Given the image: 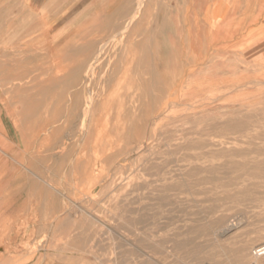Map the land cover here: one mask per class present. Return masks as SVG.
<instances>
[{"label":"rangeland","instance_id":"374dc122","mask_svg":"<svg viewBox=\"0 0 264 264\" xmlns=\"http://www.w3.org/2000/svg\"><path fill=\"white\" fill-rule=\"evenodd\" d=\"M136 1L53 0L38 11L52 36L37 45L54 47L53 70L36 67L40 90L0 85L12 104L0 108V211L15 213L0 226L18 237L15 263L59 252L83 264H264L253 253L264 246V59L249 54L222 78L220 56L191 50L192 0H146L128 25ZM76 26L78 64L64 39ZM17 54L13 78L31 68Z\"/></svg>","mask_w":264,"mask_h":264},{"label":"crops","instance_id":"0c3cea01","mask_svg":"<svg viewBox=\"0 0 264 264\" xmlns=\"http://www.w3.org/2000/svg\"><path fill=\"white\" fill-rule=\"evenodd\" d=\"M52 1L0 0L1 86H7L10 80L15 79L18 91L25 92L26 90H35V88L40 89V73L44 72L45 69L43 68L40 72V68H38L39 72H37L36 67L43 64L49 67L48 70H53L51 64L56 61V59L53 60L56 57L54 47L48 49L47 53L37 49V45L43 37L47 39L50 37L49 34L52 36V31L48 32L47 29H43L39 33L38 29L39 26L50 24L51 13L50 15L40 14L38 11L44 10L46 12L48 10L51 12ZM69 9L68 5L62 9L65 21L69 19ZM191 12L193 13L189 26L191 50L198 59L208 56L211 49L213 51L212 56H220L222 60L212 59L211 63L215 64L213 71L222 74V78H226V73L233 68L232 63L234 61L243 62L248 60L249 54L255 55L258 60L264 59V0H192ZM79 29V26L74 27L73 32H70L69 29V34L64 38L65 44H67L66 48L68 47V50H70H65V56L67 59L71 57L72 61L75 58L82 61V55H84L79 50V46L70 47L72 46V38L80 34L78 33ZM259 29L262 30L258 32ZM249 34L251 36H248ZM249 38H253L250 46L239 50ZM25 43H32L31 47L24 50L23 45ZM12 52L18 53L16 59L21 60L16 62L17 68L20 67V64L25 63V58L27 59L26 66H31V68H18L15 78L12 77V69L8 65L10 64L11 67V61L7 60ZM76 61L79 63L78 60ZM220 63L221 65H219ZM48 79L46 80L48 81ZM28 82L31 83L27 84ZM11 105V103L4 104L0 102V108H8ZM19 105L26 106L27 102ZM14 215V212L0 211V220L11 219ZM3 235L7 236V240L10 242L3 244L1 241ZM14 247L18 249V237L15 233L13 235L7 234L6 229L0 226V264H19L15 263L16 258L14 256L16 253L14 252L16 251ZM8 251L12 255H9ZM38 264H83V260L75 255L55 252L48 254V257Z\"/></svg>","mask_w":264,"mask_h":264},{"label":"bare ground","instance_id":"6f19581e","mask_svg":"<svg viewBox=\"0 0 264 264\" xmlns=\"http://www.w3.org/2000/svg\"><path fill=\"white\" fill-rule=\"evenodd\" d=\"M145 1H146V0H138V1H136L135 8L133 9V10H134V11H133V14H132V12H131V15H132V16H131L129 19L126 20V22L128 23V25H129L134 19L137 20V17H138L137 14H139V12H140V10H141L140 8H141L142 4H143ZM131 5L134 6V4H131ZM127 7L129 8V6H127ZM130 7H131V6H130ZM157 7H158V6H157ZM159 7H160V6H159ZM161 7H162V6H161ZM161 7H160V8H161ZM132 8H133V7H132ZM160 8H159V9H160ZM163 8H164V7H163ZM157 9H158V8H157ZM159 9H158V10H159ZM164 9H165V8H164ZM155 10H156V9H155ZM160 10H161V9H160ZM144 11H145V10H144ZM146 11L148 12L147 9H146ZM163 11H165V10H163ZM125 12H126V11H125ZM158 12H159V11H158ZM158 12H157V13H158ZM160 12H161V11H160ZM127 13H128V12H127ZM148 13H149V12H148ZM122 14H123V13H122ZM154 14H155V13H154ZM161 15H163V14L161 13ZM156 16H157V15H156ZM159 16H160V15H159ZM108 17H109V16H108ZM123 17H124V16H123ZM123 17H122V18H123ZM127 17H128V15H127ZM163 17H164V16H163ZM155 18H156V17H155ZM167 18H168V17H167ZM259 18H260V17H259ZM160 19L162 20L161 16H160V18L158 17V20H159L158 22H160ZM154 20H155V19H154ZM164 20H165V19H164ZM257 21H258V20H257ZM260 21H261V20H260ZM153 22H154V21H153ZM158 22H156V23H158ZM168 22H169V21H168ZM258 22H259V21H258ZM116 23H117V22H116ZM160 23H161V22H160ZM149 25H151V24H149ZM158 25H159V24H158ZM163 25H164V24H163ZM124 26H126V25H124ZM124 26H123V27H124ZM135 26H136V25H135ZM147 26H148V25H147ZM147 26H144V27H146V29H147ZM111 27H112V26H111ZM123 27H122V28H123ZM157 27H158V29H160L159 26H157ZM122 28H121V29H122ZM127 28H128V27H127ZM141 29H142V28H141ZM148 29L150 30V28H148ZM151 29H152V28H151ZM156 29H157V28H156V25H155V30H156ZM162 29H163V28H162ZM162 29H161L160 31H162ZM133 30L135 31V29H133ZM119 31H120V30H119ZM126 31H127V30H126ZM147 32H148V30H147ZM154 32H155V31H154ZM157 32L159 33V31H156L155 33H157ZM111 33H113V32H111ZM113 35H114V34H113ZM141 36H142V35H141ZM144 36H145V35H143V37H144ZM144 38H146V37H144ZM147 38H148V37H147ZM147 38H146V40H148ZM106 39H107V38H106ZM112 39H113V38H112ZM107 40H109V38H108ZM102 41H103V40H102ZM115 41H116V40H115ZM153 41H154V40H153ZM104 43H107V42H104ZM135 43H136V42H135ZM95 44H97V43H95ZM95 44H94V45H95ZM109 44H110V43H108V45H109ZM114 44H115V43H114ZM114 44H113V45H114ZM155 44H156V43H155ZM73 46H74V45H73ZM85 46H86V45H85ZM96 46H97V45H95V47H96ZM102 46H103V45H102ZM106 46H107V45H106ZM109 46H110V45H109ZM111 46H112V44H111ZM70 47H71V46H70ZM70 47H69V48H70ZM87 47H88V46H87ZM93 47H94V46H93ZM71 48H72V47H71ZM98 48H99V47H98ZM111 48H112V47H111ZM67 49H68V47H67ZM87 49H89V48H87ZM87 49H86V50H87ZM90 49H91V48H90ZM94 49H95V48H94ZM84 50H85V48H84ZM86 50H85V51H86ZM92 50H93V49H92ZM68 51H70V50H68ZM89 51H91V50H89ZM101 51H102V50L99 49L98 52H97L96 55H95V60H96V62H98V59H99V58H98V57H99L98 55H99V53H100ZM92 52H93V51H92ZM101 53H102V52H101ZM86 54H88V53H85L84 55L86 56ZM90 54H91V53H90ZM82 56H83V55H82ZM87 56H88V55H87ZM89 56H90V55H89ZM100 56H101V55H100ZM70 58H71V57H69V59H70ZM80 58H81V57H80ZM86 58H87V57H86ZM87 59H88V58H87ZM92 59H93V58H92ZM70 60H71V59H70ZM82 60H83V59H82ZM78 61H79V59H78ZM85 61H86V60H85ZM80 62H81V61H79V63H80ZM96 62H95V64H96ZM75 63L78 64L77 61H76ZM82 63H84V62H82ZM90 63H91V62H90ZM80 65H81V64H80ZM70 66H71V65H70ZM97 66H98V65H97ZM68 67H69V66H68ZM71 67H72V66H71ZM77 67H78V66H77ZM79 67H80V66H79ZM85 67H86V66H85ZM98 67H99V66H98ZM91 68H92V67H91ZM94 68H95V67H94ZM62 69H63V68H62ZM79 69H80V68H79ZM83 69H84V68H83ZM83 69H82V70H83ZM86 69H88V68L86 67ZM92 69H93V68H92ZM63 71H64V70H63ZM63 71H61V72H63ZM71 71H72V69H71ZM71 71H69V73H70ZM77 71H78V70H77ZM80 71H81V70H80ZM88 71H89V69H88ZM78 72H79V71H78ZM81 72H82V71H81ZM81 72L79 73L80 75H81ZM85 72H86V71H85ZM92 72H93V70H92ZM92 72H91V73H92ZM56 73H57V71H56ZM59 73H60V72H59ZM89 73H90V72H89ZM67 74H68V73H67ZM73 74H74V72H73ZM77 74H78V73H77ZM85 75H87V74L85 73ZM87 76H88V75H87ZM75 77H77V76H75ZM67 78H68V77H67ZM77 78H79V76H78ZM87 78H88V77H87ZM32 79H33V78H32ZM32 79H31V80H32ZM35 79H36V78H35ZM73 79H74V78L72 77V80H73ZM88 79H89V78H88ZM33 80H34V79H33ZM66 80H67V79H66ZM36 81H37V79H36ZM43 81H44V78H43ZM48 81H49V79H48ZM51 81H52V80H51ZM51 81H50V82H51ZM62 81H63V80H62ZM67 81H68V80H67ZM69 81H70V79H69ZM69 81H68V82H69ZM73 81H74V84H75V80H73ZM32 82H33V81H32ZM60 82H61V81H60ZM60 82H59V83H60ZM29 83H31V82H28L27 84H29ZM38 83H39V81H38ZM42 83H43V82H42ZM59 83H57V85H58ZM61 83H62V82H61ZM66 83H67V82H66ZM66 83L64 82V83H62V84H63V85L65 84V87H66ZM69 83H70V82H69ZM83 83H84V82H83ZM156 83H157V82H156ZM47 84H48V83H47ZM74 84H72V85H74ZM149 84H150V83H149ZM30 85H31V84H30ZM53 85H54V84H52V86H53ZM61 86H62V85H61ZM22 87H23V86H22ZM24 87H25V86H24ZM39 87H40V85H39ZM55 87H56V86H55ZM55 87H54L53 89H55ZM62 87H64V86H62ZM62 87H61V90H62V89L64 90V88H62ZM72 87H73V89H74V86H72ZM76 87H77V85H76ZM51 88H52V87H51ZM51 88H50V89H51ZM59 88H60V87H59ZM23 89H24V88H23ZM40 89H41V88H40ZM40 89H39V90H40ZM43 89H44V88H43ZM56 89H57V88H56ZM56 89H55L54 91H56ZM65 89H66V88H65ZM35 90H37V89L35 88ZM51 90H52V89H51ZM63 90H62V92H63ZM69 90H70V89H69ZM75 90H76V89H75ZM41 91H42V90H41ZM76 91H77V90H76ZM42 92H43V91H42ZM42 92H41V93H42ZM45 92H47V91L45 90ZM77 92H78V93H77L76 96H78V94H79V91H77ZM24 93H25V92H24ZM48 93H49V92H48ZM55 93H58V94H59V90H57V92H55ZM73 93H74V92H73ZM80 93H81V92H80ZM28 94H29V93H28ZM30 94H32V93H30ZM58 94H56V95H58ZM23 95H24V94H23ZM48 95H51V94H48ZM52 95H53V94H52ZM52 95H51V97H52ZM56 95H55V98H56ZM64 95H65V94H64ZM73 95H75V94H73ZM79 95H80V94H79ZM38 96H39V95H37V97H38ZM44 96L47 97L46 94H44ZM80 96H81V95H80ZM31 97H32V96H31ZM42 97H43V96H42ZM53 97H54V96H53ZM72 97H75V96H72ZM88 97H89V96H88ZM22 98H23V96H22ZM35 98H36V96H35ZM89 98H90V97H89ZM157 98H159V97L157 96ZM52 99H53V98H52ZM60 99H61V98H60ZM60 99H58V100H60ZM63 99H64V98H63V93H62V100H63ZM74 99H75V98H74ZM84 99H85V98H84ZM30 100H31V99H30ZM36 100L38 101L39 98H37ZM44 100H45V99H43V101H44ZM54 100H55V99H54ZM64 100H65V99H64ZM88 100H92V99H88ZM37 101H36V102H37ZM39 101H41V100H39ZM48 101H50V100H48ZM48 101H47V102H48ZM55 101H56V100H55ZM73 101H74V100H73ZM27 102H28V101H27ZM59 102H61V101H59ZM59 102H58V103H59ZM29 103H31V102H29ZM45 103H46V102H45ZM54 103H55V104H54V107H55V105H57L58 103H56V102H54ZM63 103H64V102H63ZM83 103H85V102H83ZM87 103H89V101H87ZM87 103L83 104V108H82V110H83V114H84V112L86 113V112H89V111L91 110V104H90L89 107H88V106H87ZM91 103H92V102H91ZM40 104H41V103H40ZM46 104H47V103H46ZM51 104H52V103H51ZM60 104H61V103H60ZM30 105H31V104H30ZM49 105H50V104H49ZM63 105H64V104H63ZM74 105H75V104H74ZM85 105H86L87 107H86ZM6 106H7V105H6ZM23 106H24V105H23ZM26 106H27V105H26ZM38 106H39V104H38ZM41 106H42V105H41ZM51 106H52V105H51ZM75 106H76V105H75ZM36 107H37V106H36ZM36 107L34 106L35 109H36ZM47 107H48V105H47ZM23 108H24V107H23ZM40 108H41V107H40ZM42 108H43V107H42ZM42 108H41V109H42ZM52 108H53V107H52ZM62 108H63V107H62ZM75 108H76V107H75ZM75 108H74V109H75ZM162 108H163V107H162ZM41 109H40V110L38 109V110L41 112ZM28 110H30V109H28ZM66 110H67V109H66ZM75 110H76V112H77V109H75ZM78 110H79V108H78ZM166 110H167V108H166ZM33 111H34V110H33ZM33 111H32V112H33ZM50 111H51V110H50ZM72 111H73V110H72ZM72 111H71V112H72ZM28 112H29V111H28ZM21 113H22V112H21ZM34 113H35V112H34ZM72 113H73V112H72ZM22 114H23V113H22ZM32 114H33V113H32ZM38 114H39V113H38ZM51 115H52V114H51ZM53 115H54V114H53ZM10 116H11V115H10ZM24 116H25V115H24ZM49 116H50V115H49ZM81 117H82V116H81ZM84 117H85V115H84ZM22 118H23V116H22ZM25 118H26V117H25ZM28 118H29V117H28ZM44 118H45V117H44ZM50 118H52V116H51ZM10 119H11V118H10ZM45 119H47V118H45ZM45 119H43V120H45ZM20 120H21V119H20ZM26 120H27V119H26ZM81 120H82V119H81ZM17 121H18V120H17ZM20 122H21V121H20ZM81 123H82V121H81ZM149 123H150V122H149ZM11 126H12V125H11ZM19 127H20V126H19ZM47 127H48V126H47ZM83 127H84V126H83ZM19 129H20V128H19ZM42 129H43V128H42ZM81 129H82V128H81ZM83 129H84V128H83ZM68 130H69V129H68ZM146 130H147V129H146ZM27 132H28V131H27ZM147 132H148V131H147ZM23 134H24V133H23ZM44 140H45V139H44ZM33 142H34V141H33ZM33 142H32V143H33ZM47 142H48V141H47ZM49 142H50V141H49ZM39 143H40V142H39ZM39 143H38V145H39ZM41 143H42V141H41ZM41 143H40V144H41ZM43 143H44V141H43ZM43 143H42V144H43ZM81 143H82V142H81ZM140 143H141V142H140ZM34 144H37V143H34ZM50 144H51V143H50ZM142 144H143V143H142ZM32 145H33V144H32ZM46 145L48 146L47 143H46ZM46 145H45V147H46ZM40 146H41V145H40ZM51 146H52V145H51ZM50 148H51V147H50ZM63 148H64V147H63ZM136 149H138V148H136ZM139 149H140V146H139ZM23 167H26V166L23 165ZM27 168H28V167H27ZM30 169H31V168H30ZM25 170H26V169H25ZM30 171H31V170H30ZM26 172H28V171L26 170ZM31 173H32V174H31ZM31 173H30V174L32 175V177H35V176H33V171H32ZM25 174H26V173H25ZM28 174H29V172H28ZM35 175H37V174H35ZM27 176H28V175H27ZM38 177H39V175H38L36 178H38ZM40 178H41V177H40ZM40 178H38V179H40ZM237 222H238V221H237ZM234 225H235V224H234ZM231 226H232V224H231V225H228L227 227H225V228L223 229V230H224L223 232H227V231H229L230 228H231ZM219 234H220V233H219Z\"/></svg>","mask_w":264,"mask_h":264},{"label":"built area","instance_id":"2783aa9c","mask_svg":"<svg viewBox=\"0 0 264 264\" xmlns=\"http://www.w3.org/2000/svg\"><path fill=\"white\" fill-rule=\"evenodd\" d=\"M253 253L256 256L264 255V246L263 245L262 246H257L256 248H254Z\"/></svg>","mask_w":264,"mask_h":264}]
</instances>
